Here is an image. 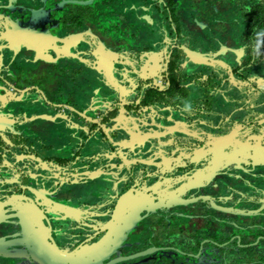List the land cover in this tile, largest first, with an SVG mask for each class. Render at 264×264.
<instances>
[{
	"label": "flooded vegetation",
	"instance_id": "af4514ba",
	"mask_svg": "<svg viewBox=\"0 0 264 264\" xmlns=\"http://www.w3.org/2000/svg\"><path fill=\"white\" fill-rule=\"evenodd\" d=\"M206 51L228 56L223 71L200 64ZM259 66L264 0H0V237L27 245L34 226L63 251L99 241L105 264H264V165L251 187L176 190L208 158L264 156ZM190 161L201 170L175 168Z\"/></svg>",
	"mask_w": 264,
	"mask_h": 264
},
{
	"label": "water",
	"instance_id": "95a60500",
	"mask_svg": "<svg viewBox=\"0 0 264 264\" xmlns=\"http://www.w3.org/2000/svg\"><path fill=\"white\" fill-rule=\"evenodd\" d=\"M217 37V38H216ZM214 38H209L207 41H205V45L209 44V41H213L215 38V41L218 42V45H224L225 43H223L224 39L226 40V36H220L217 35ZM223 38V39H222ZM257 39H259L257 36L251 38V40L249 39V41L251 42H257ZM245 41V40H243ZM242 41V43H243ZM210 42V43H211ZM240 40H238V42H234L230 52H231V61L234 60V57H237V60H235L236 62L238 61L239 58V53L238 50L245 45L242 44L241 46H238ZM238 44V45H237ZM211 55L213 53H210ZM209 52L206 51V54L201 55L200 57L202 59L206 58V60H208L207 62H201L200 64L203 65V67L205 66H209L212 69H214L215 72H217V74L220 71H223V69L220 68V65H215V62H219V63H223L226 62L225 58H227V55H224L221 52H217L215 53L214 58H212L213 60H211ZM219 57V58H218ZM93 69H96L94 67H92ZM218 71H217V70ZM231 69V67H230ZM229 69V70H230ZM204 70V69H203ZM174 74H178V70L174 69L173 71ZM172 74V71H170V75ZM231 76H233V74H231ZM218 78H220V75L218 76ZM158 79V73L150 76L148 78L149 81H151L152 83H154L152 86L155 90H158V86H157V82L156 80ZM118 83L117 81H114L113 84ZM142 85V84H140ZM140 87V86H139ZM11 102H13V100H11ZM116 103V101L114 102ZM25 104L27 105H33L34 101L33 100H29L27 101V99L25 100ZM143 112H140L138 114L142 115ZM108 121L110 122H118V118L115 116L114 118H110ZM139 121L138 119L135 120V122ZM176 119L172 118L171 122L175 123ZM161 127V126H160ZM124 133L127 134L128 138H131L130 133L127 130H123ZM176 133H181V131H174V132H170L167 135H174ZM150 138V135L149 137ZM157 138V137H156ZM162 138V137H161ZM153 145L149 146V149H153ZM230 147V146H229ZM230 150H233V147H230ZM169 152L168 155H172L173 152L172 150H168ZM143 153V152H141ZM163 153V151H162ZM236 152H234L235 154ZM238 153L240 154L237 158H235V160L230 164L227 165L226 163L221 162V164L224 165H220L218 167H215L214 162L212 163V160H214V158H208L206 159L205 162H203V164H211L214 166V168H209L206 167L205 170L208 171V174L206 176H197L198 172H194L192 174L189 173V175L187 177L184 178V180L186 181L184 184H179L178 187H176V190H180L183 191L184 189H186V195L190 196V195H198L197 193L199 191H202L204 188H207L211 185V183L215 180V181H219L220 185L218 186L219 188H230V189H242V187L244 186V184H247L249 187H251V179H246V176L248 177H254L253 174H249L248 171H257V169L264 165V156L260 155V153H253L252 155L245 153L244 151L240 150L238 151ZM121 157V161L125 163V159L126 158L125 155L122 154ZM137 163V162H136ZM137 164H146V161L141 162L138 161ZM125 166H123L124 169H132V165L129 163L126 165V163L124 164ZM199 163L197 161H190V163H187L186 165H176L175 168L177 169H188V170H201L200 168H198ZM155 168H159V165H154ZM173 168V169H175ZM239 173V174H238ZM200 182V183H197ZM176 184V183H175ZM173 184V186L175 185ZM212 186V185H211ZM216 186V185H215ZM214 187V186H213ZM217 188V186L215 187ZM240 197H243L242 191H240V193L238 194ZM208 196L204 195V196H200V197H195L192 198L190 200H185V204H189L191 202H196L198 199L203 198V200H205ZM124 198V196H123ZM122 198V199H123ZM220 199L223 198L225 199V197H222V194H220L218 197H215V199ZM122 199H119L118 201V206L121 204V202L123 201ZM180 203V202H177ZM181 203V204H183ZM258 203L262 204L260 206V208L264 209V200L259 201ZM221 206H218V208H220ZM226 210V209H225ZM233 212H235L234 214L239 216L242 213L239 212V209H233L231 210ZM29 217L32 218V216L30 215ZM241 224H239L240 226ZM134 227V224L131 225V229ZM22 232H24V230H22ZM40 229H35L34 226H29L28 230H27V245L25 244H20V242H15V240H9V241H3L5 240V237H0V264H7L6 262H13V264H25L24 261L25 260H30V263L27 264H105L104 261H106L109 257H104V252L102 254H100L101 251V245L98 242H92L90 244L84 245H78L77 247H75L72 251H63L61 248L58 247L57 244H53V246L51 247H46L47 242L45 239V235L44 233H40ZM25 234V233H24ZM23 234V235H24ZM12 235H8V238H12ZM120 245H117V243H114V246L111 249V256H115L117 251L120 249L119 248ZM24 247V248H21ZM25 249V250H24ZM26 251V253L24 254H20V251ZM105 251V250H104ZM145 253V255L149 254V251L143 252ZM143 256L142 254L138 255ZM133 259L136 257H132ZM132 258H126L123 259V257H116L113 258L109 264H127L124 263V261H128Z\"/></svg>",
	"mask_w": 264,
	"mask_h": 264
},
{
	"label": "crops",
	"instance_id": "0c3cea01",
	"mask_svg": "<svg viewBox=\"0 0 264 264\" xmlns=\"http://www.w3.org/2000/svg\"><path fill=\"white\" fill-rule=\"evenodd\" d=\"M260 67V68H259ZM259 67H255V68H253L252 70H251V72H256V73H258V74H260V73H262L264 70L261 68V66H259ZM261 81H263V79H261V80H259V82H261ZM261 84V83H260ZM144 115H145V113H144ZM243 116V114L242 113H239V112H236L235 114H233V117L234 118H236V120H235V122H236V124H237V119H239V118H241ZM164 159H168V158H164Z\"/></svg>",
	"mask_w": 264,
	"mask_h": 264
},
{
	"label": "clouds",
	"instance_id": "9594fccd",
	"mask_svg": "<svg viewBox=\"0 0 264 264\" xmlns=\"http://www.w3.org/2000/svg\"><path fill=\"white\" fill-rule=\"evenodd\" d=\"M192 110H193V105H192L191 100H184L182 111L185 113H191Z\"/></svg>",
	"mask_w": 264,
	"mask_h": 264
}]
</instances>
